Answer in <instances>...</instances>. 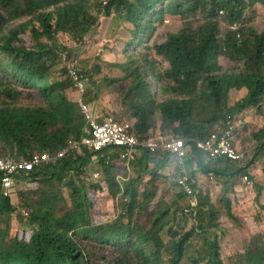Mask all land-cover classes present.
I'll use <instances>...</instances> for the list:
<instances>
[{
	"label": "trees",
	"instance_id": "16d2710c",
	"mask_svg": "<svg viewBox=\"0 0 264 264\" xmlns=\"http://www.w3.org/2000/svg\"><path fill=\"white\" fill-rule=\"evenodd\" d=\"M260 9L264 0H0V159L56 155L82 139L86 121L62 60L75 56L60 38L84 45L102 17L122 28L125 46V62L109 67L122 76L102 77L117 93L111 117L139 142L156 135L205 140L236 118L242 125L233 149L258 145L242 162L205 156L204 163L199 150L181 160L164 150L141 152L125 182L115 171L128 170L118 154L84 148L16 175L15 190L0 193V264H93L94 257L107 261L109 249L111 264H264L263 232L244 237L243 250L223 261L220 229L226 219L248 232L228 198L240 179L254 184L264 210V185L250 171L264 152V30L240 23ZM95 68L92 78L100 75ZM190 154L198 170L211 168L224 181L223 191L213 203L187 175L195 205L180 193L173 210L161 172L171 158L186 168ZM93 157L107 184L105 202L118 206L110 222L101 213L102 183L82 181ZM71 172L79 182L68 180Z\"/></svg>",
	"mask_w": 264,
	"mask_h": 264
},
{
	"label": "built area",
	"instance_id": "2783aa9c",
	"mask_svg": "<svg viewBox=\"0 0 264 264\" xmlns=\"http://www.w3.org/2000/svg\"><path fill=\"white\" fill-rule=\"evenodd\" d=\"M237 24L231 26L236 29ZM63 64L67 69L73 82L74 88L79 94V108L86 121L84 136L80 140L71 141L65 149L56 155L35 154L29 160L17 162L11 159H0V193L9 196L15 190L16 175H26L31 170L41 165L56 164L67 158L71 152L88 149L92 152L107 150L110 154H118L120 160L129 166L136 159L138 153H156L164 150L178 159H183L193 150H199L208 158L213 160L229 159L242 162L251 150L237 152L233 149V141L242 121L240 119H229L224 130L214 133L205 140L175 139L164 140L160 135L152 136L142 142L128 131V126L118 123L113 117L107 116L98 123L97 116L86 101L88 91V79L83 73L79 58H69L67 53L62 55ZM98 174L94 175L97 178ZM247 180V177L244 178ZM178 187L193 207L194 190L187 175L180 176ZM190 212L189 208L184 210L185 214Z\"/></svg>",
	"mask_w": 264,
	"mask_h": 264
},
{
	"label": "rangeland",
	"instance_id": "374dc122",
	"mask_svg": "<svg viewBox=\"0 0 264 264\" xmlns=\"http://www.w3.org/2000/svg\"><path fill=\"white\" fill-rule=\"evenodd\" d=\"M248 16L244 22H240L242 28L250 25L252 28H255L259 31L264 30V9L258 10V14L252 19H249ZM109 19L110 18H101L98 27L86 38L84 45H76L70 42V40L65 37H61L60 40L66 45V47L73 51V56L80 59L83 71L87 73L86 77L88 79L89 87L86 95V101L91 106L93 112L97 111L98 113H104L103 115L105 116H114V111H118L117 107L119 106V102H117L116 99L117 93H115V88L113 86L106 85L102 77L114 78L122 76L120 70H115L109 67H111L110 65H114L116 63L121 64L125 62V53L122 50V48H124L125 46L118 36L119 33L122 32V28L113 25L114 23ZM95 66H98L100 68V75L94 76L92 78L90 76V70L93 69L94 71L96 69ZM94 81L95 83H97L96 85H94ZM203 156L205 157L206 155ZM262 156L264 157V152L262 153ZM249 158H251V154L250 156L246 155L244 160L246 161ZM120 163L122 162L120 161L119 164ZM117 167H119L120 169L122 166L119 165ZM98 168L99 163L97 159V162L95 164L88 165L82 181H85V177H89V175ZM115 171L118 177L124 176L123 169H120V171H118V169H115ZM259 175L260 179H258V183H260V185H264V174L259 171ZM70 179L79 182L75 172H71L69 174L68 180ZM249 185L248 180L243 181V179H240V182H237V184L235 185L238 191L237 193L242 195L240 198L242 204L240 205L238 203V211L241 212L243 214L242 217L246 219L245 223L248 232L241 233L240 231L236 230L234 226H232L226 219H223V222H221L220 229L222 231L221 238L223 236V261H226L228 257H233L237 252L243 250L244 237L248 238L251 234L259 232L264 233V210H261L259 208L258 203L255 201V198L253 199V195L251 196L252 189H254V184L251 183V185ZM217 197H214V202L218 201ZM107 198V196H104L103 193L100 192V202L102 204L101 213L103 214L104 220L110 222L116 216V209L118 206L111 200L105 202V199ZM181 199L183 198L173 196L171 204H169L168 202L167 204L170 205L174 210L179 205V202L182 201ZM262 202L264 205L263 199ZM189 213L190 212H188V214ZM185 223L187 226H189V216H186ZM105 255L107 257V261H104V259L100 257H94L93 264H111L112 259L116 256L115 250L109 249L103 254V256Z\"/></svg>",
	"mask_w": 264,
	"mask_h": 264
},
{
	"label": "crops",
	"instance_id": "0c3cea01",
	"mask_svg": "<svg viewBox=\"0 0 264 264\" xmlns=\"http://www.w3.org/2000/svg\"><path fill=\"white\" fill-rule=\"evenodd\" d=\"M95 115L97 116V118L103 119L105 117V115H103L102 113H98L97 111H94ZM244 128V124L242 126V129ZM258 145H256V148ZM255 148V147H254ZM251 150V149H247L246 151ZM193 155L190 154V156L188 157V160L186 161V168L181 169L178 166V161L176 159L171 158L169 160V162L167 163V165L163 168L161 175L163 177L166 178V181L162 184L164 187H167V189H163L168 192V199L167 202L169 204H171V200L173 199V196H177L178 198H181V192L180 189L178 187V180L180 178V176L186 174L188 175L189 179L194 182L196 184V186L203 191H207L210 195V199L211 201L214 203V197H217L220 195V193L223 191V184L224 181L220 180L217 177V174H214V172L211 170V168H208L207 170H202L201 166L199 168V170L197 169L199 162H196V160L194 159V157H192ZM197 158V156H195ZM256 157H258V154H256L254 152L253 154V159H255ZM201 159H205V157L203 155H201L200 157ZM93 157L90 160V165L95 164L97 162V159ZM198 159V158H197ZM206 161L204 160V163ZM251 164V162L249 163V165ZM260 164H264V157L262 156L258 162H256L253 166H251L250 171L251 174L256 176V178H259V170L261 169L262 166ZM252 165V164H251ZM208 165L206 164L205 167H207ZM223 168V167H222ZM95 174H98L97 178H93V176ZM264 174V172H263ZM130 176V171L129 168L127 170V174L126 176H119V178L121 179V181L125 182L127 181L128 177ZM96 181H100L102 183V189H103V195H107V184L105 182V180L103 179L102 173L100 168L96 169L93 173H91L88 176H86V182L87 181H92L95 182ZM226 188H230V185L227 186ZM231 190H233V192H231L228 195V198L231 199L233 201L234 204V208L235 211H238V203L241 205L242 202L240 200L241 198V194L237 193V188L235 186H233V188H230ZM181 193V194H180ZM222 194V193H221ZM253 195V199L255 198L256 195V191L255 189H252V194ZM262 199L264 201V192L262 195ZM237 200V202H236ZM263 205V204H262Z\"/></svg>",
	"mask_w": 264,
	"mask_h": 264
},
{
	"label": "clouds",
	"instance_id": "9594fccd",
	"mask_svg": "<svg viewBox=\"0 0 264 264\" xmlns=\"http://www.w3.org/2000/svg\"><path fill=\"white\" fill-rule=\"evenodd\" d=\"M235 24H236V23H235ZM67 54H68V53H67ZM85 76H86V75H85ZM105 117H107V116H105ZM240 120H241V119H240ZM255 148H256V147H255ZM255 148H254V149H255ZM250 152H252V149H251ZM250 152H249V153H250ZM127 167L129 168V166H127ZM93 178H94V176H93ZM180 192H181V190H180ZM181 193H182V192H181ZM182 194H183V193H182ZM184 196H185V195H184ZM185 199H186V198H185ZM186 200H187V199H186ZM187 201H188V200H187ZM185 209H186V208H185ZM185 209H184V210H185ZM184 214H185V213H184Z\"/></svg>",
	"mask_w": 264,
	"mask_h": 264
},
{
	"label": "water",
	"instance_id": "95a60500",
	"mask_svg": "<svg viewBox=\"0 0 264 264\" xmlns=\"http://www.w3.org/2000/svg\"><path fill=\"white\" fill-rule=\"evenodd\" d=\"M242 171V169H240L238 172H241Z\"/></svg>",
	"mask_w": 264,
	"mask_h": 264
}]
</instances>
